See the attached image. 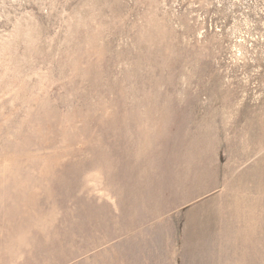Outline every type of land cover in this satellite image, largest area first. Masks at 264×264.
<instances>
[{"label":"rangeland","instance_id":"374dc122","mask_svg":"<svg viewBox=\"0 0 264 264\" xmlns=\"http://www.w3.org/2000/svg\"><path fill=\"white\" fill-rule=\"evenodd\" d=\"M0 264H264V0H0Z\"/></svg>","mask_w":264,"mask_h":264}]
</instances>
